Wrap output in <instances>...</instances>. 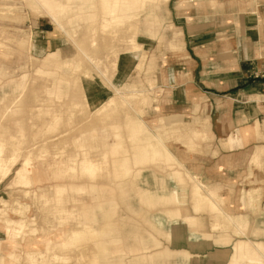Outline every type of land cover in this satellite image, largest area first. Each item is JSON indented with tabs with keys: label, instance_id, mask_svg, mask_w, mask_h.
Masks as SVG:
<instances>
[{
	"label": "crops",
	"instance_id": "1",
	"mask_svg": "<svg viewBox=\"0 0 264 264\" xmlns=\"http://www.w3.org/2000/svg\"><path fill=\"white\" fill-rule=\"evenodd\" d=\"M163 3L147 6L139 30L155 35L156 10ZM168 7L180 46L170 42L172 49H179L166 53L168 63L157 88L161 90L158 113L165 125L157 132L146 127L143 133L130 134L132 146L123 140L118 147L126 150L112 161L119 178H136L134 189L151 213L148 222L165 237L151 234L139 245H128V252L138 256L126 263L124 250L112 256L109 240H104L103 235L112 230L99 232L92 225L91 231L100 237L97 264H145L147 258L151 264H264V78L257 76L264 70V0H169ZM124 64L118 62L112 78L115 87L128 81L135 66ZM153 66L146 57L143 68L136 69L141 74ZM148 81L154 89L155 78ZM83 87L92 108L114 95L98 77L86 78ZM125 87L145 93L143 112L150 99L156 102L158 90L150 97L135 82ZM167 135L171 138L166 142ZM159 140L163 155L156 163L149 150ZM144 164L161 168L145 170L149 186L135 183ZM185 174L192 184L189 190ZM211 201L219 212H211ZM76 233L77 229L71 230L67 242L73 248L83 246L80 257L83 253L91 257L85 244L94 241L93 236ZM0 240L3 244L7 240L1 225ZM0 250L7 256L0 264L10 262L9 256L16 264L22 252H10L7 244ZM47 251L55 254L50 245Z\"/></svg>",
	"mask_w": 264,
	"mask_h": 264
},
{
	"label": "rangeland",
	"instance_id": "2",
	"mask_svg": "<svg viewBox=\"0 0 264 264\" xmlns=\"http://www.w3.org/2000/svg\"><path fill=\"white\" fill-rule=\"evenodd\" d=\"M92 1L94 2L92 8L83 5L81 10L78 9V20L75 22V27L79 30L78 37L75 40L83 42L86 46H89L91 41L90 38H86L83 35L93 32L95 25L93 20L94 14H100L104 10V5L100 0ZM72 2L79 5L77 1L72 0ZM168 3L169 0L163 3L160 9L156 10L159 22L154 26L155 35L150 36L141 29L138 33V42L141 43L142 50L146 51L149 63L154 61V66L152 68L147 67L141 74H139L136 66H134L135 68L133 67L130 71L128 81L125 80L124 84L120 83L121 85L117 86L118 88L127 90L125 85L135 82L136 87L138 89H145L150 97L155 95V90H158L161 70L168 63L165 58L166 53H173L179 49H172L170 42L174 40L180 46L179 40L174 39L176 30L170 23ZM13 4H16V0H0V98L6 95V98L15 100L17 95L13 92L14 85L16 82L22 81L23 75L28 73V78L23 81L27 85L25 89L24 110L19 114L20 116H11L7 120H4V123L11 127V130L6 133L7 136L15 132V135H18L21 139V135L16 132L18 129L17 120H24L23 124L26 125L24 126L27 128V134L25 138V152L22 154L21 151L20 156L12 165V169L7 176H0V206L8 203L10 205V207L8 206V215L13 219L20 220L22 217H26L27 223L21 228L22 235L19 236L22 241H19L21 239H17L15 243L18 251H22L19 254L20 258L16 260V264H29V253L34 254V257L32 256L31 258L35 261L37 260V264H41L44 260H46L44 264H89L92 261V256L97 255L95 253L97 251L96 243L100 239L97 234L95 235L94 231H91L92 225L99 232L112 230L109 235H103L104 240H109L107 246L110 248V252L111 249L113 250L111 255L114 256L116 251L123 249L122 254L124 256L127 255L124 258L125 262L132 261L138 254L135 255V253L128 252V245H139V241L143 237L148 239L151 237V234L157 236L158 239L165 236L158 235V232L148 222V217L151 213L147 211L149 210L148 206L142 203L138 191L134 189L135 185L132 183V180L136 178L132 176L130 179H120L116 175L114 166L112 165L113 158L109 153L112 147L110 145L111 142H121L120 137H114L112 134L109 136V133L104 134L103 129L110 127L111 124L119 126L121 140H125L124 144L131 147L133 142L130 134L143 133L149 127L154 132H157L164 126L163 120L159 119V103L158 101L153 102L150 99L146 105L144 104L145 111L142 115L145 119L144 121L142 117L134 113L118 98L115 91L116 87L112 84V78L114 77L118 62L123 61L121 52L124 50V44H117L116 47L111 49L107 45L106 40L99 35L97 37V65H93L88 61L83 62L80 49L75 44V41H71L67 36L66 32L70 30V26L67 23L64 24V31H61L43 8L35 10L28 3L24 2L18 3V5H21L20 11L16 9L15 11H9L8 7ZM90 11L93 13L91 16L86 14ZM144 17L143 15L142 19ZM141 27L144 29L143 26ZM22 39H30L31 42L29 41L22 45ZM58 47L61 51V58L59 56L61 61L76 62L75 65L82 67V71L81 68L75 71L61 64L53 65L52 69L44 67L42 64L44 60L43 56ZM31 55L40 57L41 61L36 62ZM68 77H71V79ZM96 77L101 79L103 84L108 85L112 89V93H114L106 103L97 109L92 108V104L90 103L92 101L88 99V95L83 87V81L86 78L92 79ZM149 77L155 78V82H153L154 89H152L148 81ZM78 78L80 80H77ZM51 84H55L56 88H53L52 97L49 98L47 106L53 115H55V112L61 115L59 122H54L53 124L51 115L34 117L28 108L39 101L47 87H51ZM58 90L59 94H55L54 92ZM71 91L74 99L81 101V105L70 109L68 107L70 99L68 93H71ZM112 99V102L115 104L110 102ZM109 103L110 105H108ZM46 119L51 123L50 130H48L49 125H44ZM129 123H132L133 127ZM158 125H161V127H157ZM94 130L98 132L97 146L90 139L88 140L90 145H85V147L92 150L91 156L95 159L105 160L110 157L108 163L103 162V166L104 168L109 166L112 170L110 169L107 172L104 169L98 178L94 179L83 171L81 160H79L75 165V171H66L67 165L74 164L71 161L74 154L85 148L77 144L78 137L84 134L86 139L87 136L90 137V134ZM37 133L40 135L36 137ZM50 134L53 135L54 142L56 141L57 144L53 143L48 147L49 153L47 159L48 162L52 163V167L50 177L45 179L39 170L41 162L37 155L28 158L26 154L28 150L32 149V147H27L29 144H32L36 140L44 139ZM102 136H104V139ZM170 138V135L165 136L166 142ZM82 141H85L84 137ZM156 145L152 147L155 153L156 149H160ZM92 146L98 148H91ZM62 148L63 150L60 153L59 150ZM10 149L11 147H8V153ZM120 150L122 153L123 150H126V147ZM130 150L131 154L132 149ZM102 151H107L108 155L104 157L101 154L103 153ZM160 157L161 154L155 156L152 161L158 163ZM131 158L133 159L132 155ZM33 165L36 168V172L32 176L41 178H39L34 186L27 187L22 183L20 173L16 171V168L29 170ZM142 166H144L142 176L135 183L140 181L143 186H149V183H147L149 180L147 181L144 172L148 171L149 173L151 169L158 172L161 171V168L158 169L157 165L151 164L140 165V167ZM140 167L137 165L136 168ZM184 180L187 182L186 188L188 189L186 190H189L192 184L186 174ZM118 182L126 183L125 187L122 188L121 186L123 185H119ZM85 184L88 186L85 187ZM93 184L98 185L95 191L90 188ZM80 185L84 186L85 190L80 191L75 189ZM60 188H65V190L62 192V198L58 199ZM74 198H79V200L75 201ZM79 216L81 217V223L76 222ZM93 216L95 220L91 221ZM63 220H65L64 224L62 223ZM86 221L87 225L85 224ZM131 223L135 224L129 227V225H132ZM134 225L136 226L134 227ZM73 229H77L76 236L79 234L87 235L88 237L93 236L91 240L94 241H88L85 244L88 252L91 253L88 255H91V257L87 256V254L86 257L84 253L80 257V254L83 252V246L73 248V245L67 242L69 235L67 238H63L62 236L52 238L49 235L53 230H62V232L66 230L69 233ZM49 236L51 237L50 240L48 239ZM56 236H58L57 233ZM111 237H114L116 240L119 238L120 241L111 242ZM7 241L8 239L5 242ZM49 245L50 250H55V254L53 251H47ZM7 246L9 249L13 245ZM63 248H66V250ZM1 251L3 250H0V262H6L5 257L7 256L3 255ZM58 253H62L68 259L62 260L56 258L55 256L59 255ZM145 262V264H151L150 258H147Z\"/></svg>",
	"mask_w": 264,
	"mask_h": 264
},
{
	"label": "bare ground",
	"instance_id": "3",
	"mask_svg": "<svg viewBox=\"0 0 264 264\" xmlns=\"http://www.w3.org/2000/svg\"><path fill=\"white\" fill-rule=\"evenodd\" d=\"M74 1L79 2L78 3L79 5H76V3H73L72 0H16V4L10 5L8 7V10L9 11H15V9H16L17 11H20L21 5H18V3H24L25 2V3H28L30 6H32V8H34L35 10H37L38 8H43L46 11V13L48 14V16H50L52 18V20L55 23V25L57 26V28L60 29L61 31L62 30L64 31V24L67 23L70 26V30L66 32L67 36L71 39V41L74 40L75 44L80 49L83 62L88 61V62L92 63L93 65H97V61H98V57H97L98 39H97V37L100 35L103 39L106 40L107 45L111 49H113L114 47H116L117 44H120V43L125 45L124 50L121 52V57L125 63L124 65L127 68L132 66V65H135L136 68H139V69L143 68L147 54H146V51L142 50L143 48L138 43V40H137V34H138V30H139V23H140L141 15L146 11L147 6L149 4H159L162 2H167L168 0H100L101 3H103V5H104V10L100 14H97V15L94 14L93 20H94L95 25H94L93 32L91 34H84L83 35L86 38H90L91 44L89 46L84 45L83 42H78L75 40L78 37L77 34L79 32V30L75 27V22H76V20H78V15H77V12L79 11L78 9L81 10L83 5L92 8V4H94V2L92 0H74ZM86 14L87 15L89 14V16H91L93 13H92V11H90V12H87ZM11 15H12V12H11ZM24 43L25 42H23L22 45ZM72 46H73V44H72ZM60 55H61V51H60L59 47L56 48L55 50L50 51L49 54H47L44 57V60L42 63L43 66L44 67H50L52 69L53 65L61 64V65H66V66H68V68L73 69L75 71H78L81 68V71H82V67L75 65L76 62L71 63V62L61 61ZM59 56H60V58H59ZM32 58H34L36 62L41 61L38 57L32 56ZM27 76H28V73L24 74L22 77V81H18L15 83L14 89H13L14 94L17 95L15 100H10V99L6 98V95H4L3 97L0 98V176H7L12 169V165L17 161V158L20 156L21 151H22V154L25 152V147H26L25 138H26V134H27L26 133L27 128H25L26 125L23 124L24 120H22V121L17 120L16 121V123L18 124V129L16 130V132L21 135V139L18 135H15V132L13 134L11 133L10 136L6 135V133L11 130V127L9 125L5 124L4 120L5 119L7 120V118L11 117V116H13V117L17 116V115L21 114L22 111L24 110L25 97H26V90L25 89H26L27 85H26V82L23 83V81L26 80V78H28ZM68 78L71 79V77H68ZM77 80H80V78H78ZM53 88H56L55 84H51V87L48 86L47 89L44 91L45 93L41 96L39 101L28 107L29 110L32 112V115H34V117H38V116L43 117L45 115H51L52 116L51 117L52 118V124L54 122H59V120L61 119L60 114H57L55 112L54 113L55 115H53L52 111L47 106V102L49 101V98L52 97L51 95L53 92L52 91ZM115 91L118 95V98L121 100L122 103H124V105L126 104V106L129 109H131L134 113H136L137 115L142 117V115L144 113L142 105H143L144 100H145V93L143 91H128V90L120 89L118 87L115 88ZM58 92H59V90L55 91L54 93L59 94ZM160 93H161V90H158L156 101L159 100V94ZM68 94L70 96V99L68 102V107L70 109L72 107L75 108L76 106L81 105V101H76L74 99V95H72V91H71V93H68ZM112 101H113V99L110 102L114 103ZM108 105H110V103ZM104 108H105V106H104ZM114 111H115V109H114ZM110 114H113V113H110ZM13 119H15V118H13ZM159 119H162L164 122V119L162 117H160ZM143 120L145 121L144 118H143ZM129 124L133 127L132 123H129ZM44 125L45 126L49 125L48 130L51 129V123L48 119L45 120ZM118 127L119 126H117L115 124H111L110 127L103 129L104 134L109 133V136L112 134L114 137H120L121 142L114 143L115 142L114 141V142H111V144H110L112 147H111L109 154L111 155L112 158H116L118 156H121L120 155L121 154L120 149L123 148V147H118L119 145L122 144V140H121L122 137L120 136L121 134H120V130ZM132 127H131V129H132ZM157 127H161V125H158ZM46 132H48V131H46ZM51 133H53V131H51ZM37 135H40V134L37 133L35 136L37 137ZM109 136H107V137H109ZM83 137H84L85 141H82ZM88 137L89 136H87L85 139L84 134L81 137H78V140H77L78 143L77 144H79V146H81V147H85V145L88 146V145H90V142H88V140L91 139L93 141L92 143H94L95 146H97L96 144L98 142V140H97L98 139L97 138L98 132H96V130H94V132L90 134L89 139H88ZM102 137L104 139V136H102ZM159 141L156 145L157 147L162 146L161 140H159ZM53 143L57 144L56 141L54 142L53 135L50 134L46 138L41 139V140H36L35 142H33L32 144H29L27 146V147H32V149L30 151L29 150L27 151L26 156H28V158H30L31 156L37 155V157L39 158V160L41 162V167L39 170L42 173V176L45 177V179L50 177V175H51L52 163L48 162L47 157H48V153H49L48 147H49V145L51 146V144H53ZM95 146H92L91 148L97 149L98 147H95ZM154 146H155V144H152L150 147V150H149V153H150L149 155H150L151 160H153V158H155V156H159L161 154L160 149H156L155 150L156 153L152 150V147H154ZM8 147H11V149L9 150V153H8ZM37 148H38V150H37ZM62 150H63V148L59 150L60 153ZM91 151L92 150H89V148L85 147L83 150L76 152L74 154L73 158H71V161L74 164L67 165L65 170L66 171L67 170L68 171L69 170L75 171L76 170V166H75L76 163L79 160H81V167H82L83 171L86 172L87 174L91 175V177L94 179L98 178L99 174L101 172H103L104 169H106L107 172H109L111 168H109V166H106L104 168L103 162L108 163V159L110 157L106 158L105 160L95 159L91 156ZM169 151H170V149H169ZM106 152H103V153L100 152V153L102 155H104V157H106L108 155ZM162 155L163 154H161V156ZM57 156H55V157L58 158ZM16 171H18V173H20L22 183L24 185H26L27 187L34 186L37 183V181L39 180V178H41V177L37 178L35 176H32V174H34L36 172V168L34 167V165L31 166L29 168V170H22V169L16 168ZM126 178H128V177H126ZM132 183H133V181H132ZM118 184L124 185L123 182H118ZM81 185L75 189L82 191V190H85L86 186H88L86 184H85V187L81 186ZM97 187H98L97 184H93L90 186V188L93 191H95L97 189ZM44 188H46V187H44ZM64 190H65V188H60L58 199L62 198V192H64ZM74 200L77 201V200H79V198H74ZM209 205H211V209H212L211 212L214 210V213H215L216 210H219V209H216L217 207L215 206L213 201H211V203ZM8 206L10 207V205L8 203H4V205L0 206V225L1 226L3 225L4 235L8 239V241L5 244H7V243H8L7 245L12 244L13 246L11 248H9V251L15 253L18 251L17 247L15 246L16 240L21 239V237H19L20 235H22L21 228L26 225L27 221H26V217H22L20 220H16V219L11 218L8 215V209H9ZM13 212H14V210H13ZM217 212H219V211H217ZM218 215H220V214H218ZM80 216H79V219H76L77 223H81V217ZM62 223L64 224L65 220H63ZM14 225H15V227H13ZM215 227H217V226H215ZM66 230H65V232H62V230H59L58 236H56V233L53 234L54 232L50 233L49 235L52 238L53 237L57 238L60 236H62L63 238H67L68 231L66 232ZM9 240L12 243L9 242ZM5 244H3V242L0 240V248H4ZM58 254L59 255L55 256L56 258H60L62 260L68 259V258H66V256H63L62 253H58ZM33 255H34L33 253L29 254V256H30V260L28 261L29 264H37V262H38L37 260L35 261L31 258ZM13 259L14 258L12 256H9L10 261H13ZM44 259H46V258H44ZM11 263L12 262H7V264H11ZM42 263L43 264L46 263V260L42 261L41 264ZM62 264H65V263H62ZM89 264H97V260H96L95 256L92 259V261L89 262Z\"/></svg>",
	"mask_w": 264,
	"mask_h": 264
},
{
	"label": "built area",
	"instance_id": "4",
	"mask_svg": "<svg viewBox=\"0 0 264 264\" xmlns=\"http://www.w3.org/2000/svg\"><path fill=\"white\" fill-rule=\"evenodd\" d=\"M257 76L264 78V70L261 73L257 74Z\"/></svg>",
	"mask_w": 264,
	"mask_h": 264
}]
</instances>
